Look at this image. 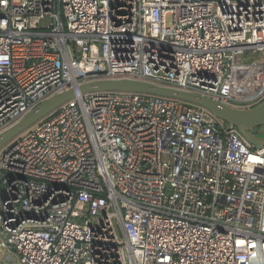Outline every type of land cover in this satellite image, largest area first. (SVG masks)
Returning a JSON list of instances; mask_svg holds the SVG:
<instances>
[{
    "label": "built area",
    "instance_id": "1",
    "mask_svg": "<svg viewBox=\"0 0 264 264\" xmlns=\"http://www.w3.org/2000/svg\"><path fill=\"white\" fill-rule=\"evenodd\" d=\"M106 78L251 109L264 0H0V132ZM0 249L1 264H264V146L172 98L79 94L0 149Z\"/></svg>",
    "mask_w": 264,
    "mask_h": 264
},
{
    "label": "water",
    "instance_id": "2",
    "mask_svg": "<svg viewBox=\"0 0 264 264\" xmlns=\"http://www.w3.org/2000/svg\"><path fill=\"white\" fill-rule=\"evenodd\" d=\"M107 91L146 93L203 107L228 125L235 127L255 149L264 146V135H257L254 132L256 128L264 126V101L251 109H235L209 98L144 81L106 78L85 82L51 95L27 112L20 120L0 132V149L60 106L75 99L77 95Z\"/></svg>",
    "mask_w": 264,
    "mask_h": 264
},
{
    "label": "flooded vegetation",
    "instance_id": "3",
    "mask_svg": "<svg viewBox=\"0 0 264 264\" xmlns=\"http://www.w3.org/2000/svg\"><path fill=\"white\" fill-rule=\"evenodd\" d=\"M264 127V126H263ZM263 127H259V128H256L255 130H254V132L257 134V135H264V133L262 132V128Z\"/></svg>",
    "mask_w": 264,
    "mask_h": 264
},
{
    "label": "rangeland",
    "instance_id": "4",
    "mask_svg": "<svg viewBox=\"0 0 264 264\" xmlns=\"http://www.w3.org/2000/svg\"><path fill=\"white\" fill-rule=\"evenodd\" d=\"M4 253H5V251H3L2 249H0V258L3 257ZM3 264H8V263H6V262L3 261Z\"/></svg>",
    "mask_w": 264,
    "mask_h": 264
},
{
    "label": "bare ground",
    "instance_id": "5",
    "mask_svg": "<svg viewBox=\"0 0 264 264\" xmlns=\"http://www.w3.org/2000/svg\"><path fill=\"white\" fill-rule=\"evenodd\" d=\"M262 127V126H261Z\"/></svg>",
    "mask_w": 264,
    "mask_h": 264
}]
</instances>
